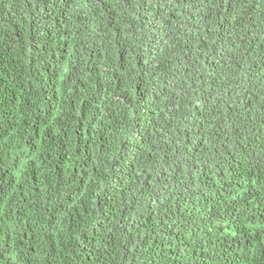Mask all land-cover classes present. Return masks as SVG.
I'll return each mask as SVG.
<instances>
[{
	"label": "trees",
	"instance_id": "trees-1",
	"mask_svg": "<svg viewBox=\"0 0 264 264\" xmlns=\"http://www.w3.org/2000/svg\"><path fill=\"white\" fill-rule=\"evenodd\" d=\"M0 264H264V0H0Z\"/></svg>",
	"mask_w": 264,
	"mask_h": 264
}]
</instances>
